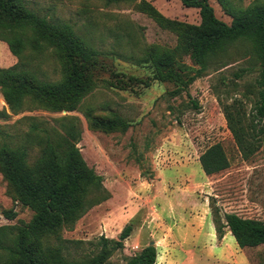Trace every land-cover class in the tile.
I'll return each instance as SVG.
<instances>
[{"label": "rangeland", "instance_id": "374dc122", "mask_svg": "<svg viewBox=\"0 0 264 264\" xmlns=\"http://www.w3.org/2000/svg\"><path fill=\"white\" fill-rule=\"evenodd\" d=\"M27 1L39 15L70 23L97 50L103 66L97 70V87L72 111L52 112L29 104L26 110L14 113L0 90V111L9 114L8 119L0 118V126L16 136L29 130L30 120L25 117L35 116L50 124L62 116L76 117L81 129L78 147L88 165L104 178L103 191L88 196L101 200L52 231L46 246L56 252L59 238L82 240L81 244L67 243L60 253L68 259H89L98 251L100 236L118 239L123 228L133 223L124 248L112 252L108 264H126L151 242L158 250L156 264H264V244L240 248L227 229L223 237L218 236L210 207L215 198L222 213L232 210L264 219V139L258 151L244 158L219 100L220 96L223 102L232 103L233 99L225 97L228 92L249 118L253 108L249 88L259 76L252 45L235 43L225 57L212 59L187 90L175 93L177 84L156 79L154 67L143 57L152 45L174 48L177 34L140 11V0L114 4L105 0ZM147 1L166 17L201 23L200 10L186 7L180 0ZM237 1L246 6L253 0ZM210 4L219 19L232 22L217 0ZM23 56L14 55L0 40V67L31 61L38 66L40 77L60 80V66L51 48L38 57L30 50ZM180 60L197 68L188 55ZM245 68L249 71L238 77ZM90 112L122 120L128 127H93ZM217 142L223 144L230 166L208 178L199 157ZM38 152L33 147L29 159L34 161ZM211 181L219 196L207 191ZM32 216L33 211L18 200L0 170V226L16 227ZM5 257L0 250V261Z\"/></svg>", "mask_w": 264, "mask_h": 264}, {"label": "trees", "instance_id": "16d2710c", "mask_svg": "<svg viewBox=\"0 0 264 264\" xmlns=\"http://www.w3.org/2000/svg\"><path fill=\"white\" fill-rule=\"evenodd\" d=\"M105 1L114 4L137 0ZM180 1L186 7L200 10V24L171 19L151 2H138L140 11L177 34L174 48L152 45L146 50L143 61L152 64L159 81H174L177 84L174 92L179 93L188 89L212 59L225 57L237 42H249L259 62V76L249 88L253 94L249 118L237 98L228 97L227 92L226 99H233L229 103L219 96L237 146L243 157L249 158L259 150L264 139V0H253L246 6L238 4L237 0H217L232 18L230 24L216 16L210 0ZM0 40L21 58L26 50L38 57L51 48L60 66L58 81L40 77L38 66L31 61L21 60L14 66L0 67V90L14 113L26 110L29 104L52 112L76 110L82 99L98 85L97 70L103 66L97 50L70 23L39 15L28 6L27 0H0ZM183 55H188L197 68L183 63L180 60ZM189 70L195 72L189 74ZM248 71L249 68H245L237 76L242 77ZM87 115L93 127H128L122 120L95 116L91 112ZM8 117L7 112L0 111V118ZM27 119L30 120L29 130L21 137L0 126V170L18 200L33 211L29 222L16 227L0 226V250L6 254L0 264H108L111 253L124 248L125 240L134 230L133 223L123 228L118 239L100 236L98 251L89 259L86 256L81 260L68 259L60 253L67 243L81 244L82 240L59 238L56 252L46 246L47 236L52 231L78 218L101 200L100 196L90 200L88 196L103 191L104 178L88 165L78 147L81 129L76 117L56 118V124L35 116L25 117ZM33 147L39 152L31 161L29 155ZM199 161L209 176L230 166L220 142L203 151ZM210 207L219 237H223L228 228L240 248L264 244V219L244 217L236 212L222 213L215 198L210 201ZM157 258V246L148 244L126 264H156Z\"/></svg>", "mask_w": 264, "mask_h": 264}, {"label": "crops", "instance_id": "0c3cea01", "mask_svg": "<svg viewBox=\"0 0 264 264\" xmlns=\"http://www.w3.org/2000/svg\"><path fill=\"white\" fill-rule=\"evenodd\" d=\"M207 177L209 178L210 176L209 175H207ZM215 186H216V183H215V181H211V184H209L206 188H207V191L209 192V193H213L214 192V194L215 195H217V196H219L218 195V193H216L215 192ZM209 198V196H207V199ZM208 202V201H207ZM227 212H234V211H232V210H226ZM227 229V235H232V233H231V231H229V229L228 228H226ZM233 236V235H232ZM234 237V236H233ZM235 242H236V240H235ZM236 244H237V242H236ZM238 245V244H237ZM239 246V245H238Z\"/></svg>", "mask_w": 264, "mask_h": 264}, {"label": "water", "instance_id": "95a60500", "mask_svg": "<svg viewBox=\"0 0 264 264\" xmlns=\"http://www.w3.org/2000/svg\"><path fill=\"white\" fill-rule=\"evenodd\" d=\"M151 244H154V242H151Z\"/></svg>", "mask_w": 264, "mask_h": 264}]
</instances>
